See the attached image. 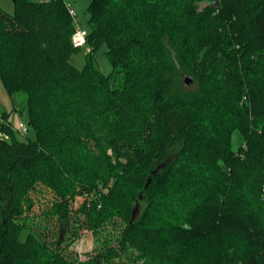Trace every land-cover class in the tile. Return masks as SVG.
Here are the masks:
<instances>
[{
    "label": "trees",
    "instance_id": "16d2710c",
    "mask_svg": "<svg viewBox=\"0 0 264 264\" xmlns=\"http://www.w3.org/2000/svg\"><path fill=\"white\" fill-rule=\"evenodd\" d=\"M13 1L0 81L29 133L2 116L0 264H264V0H92L81 69L65 1ZM48 194L55 240L24 215Z\"/></svg>",
    "mask_w": 264,
    "mask_h": 264
},
{
    "label": "rangeland",
    "instance_id": "374dc122",
    "mask_svg": "<svg viewBox=\"0 0 264 264\" xmlns=\"http://www.w3.org/2000/svg\"><path fill=\"white\" fill-rule=\"evenodd\" d=\"M38 1V0H32ZM49 1V0H43ZM92 0H67V3L71 5L77 13L76 20L78 22L77 28L83 31H88V19L89 14L87 12L88 7ZM0 7L5 11L12 14L14 12V1L13 0H0ZM87 49L81 48V50L74 54L71 58V64L81 69L86 64V55ZM96 67L99 68L104 74L108 75L112 71L111 64L109 59L105 55V48L102 49L96 56ZM3 115H7V121L2 118ZM0 118L6 122H9L13 126H18V124L23 121L26 122V97L23 94H15L10 95L3 83L0 81ZM91 196H79L74 202L73 210H78L81 204L90 199ZM56 203L53 202L51 195H42L39 197H35V202L30 211L25 212V214H32L33 221H29V229L34 225L38 229L36 230L40 233L44 232V229L49 230L53 234V240L56 239L57 232L60 229V225L57 222V216L51 217L46 221L45 216H40L42 214H52L56 210ZM54 206V208H53ZM83 216V215H82ZM82 216H79L80 220ZM74 225V226H73ZM72 227V228H71ZM75 227L76 229H74ZM70 233L66 238V242L63 245V249L70 256H78L80 261L86 262L90 255L94 253L95 248L98 245L97 238L94 236L93 232H91L87 227H80L79 224L70 223ZM113 225L109 226V230L111 231ZM74 230L77 233L73 232Z\"/></svg>",
    "mask_w": 264,
    "mask_h": 264
},
{
    "label": "built area",
    "instance_id": "2783aa9c",
    "mask_svg": "<svg viewBox=\"0 0 264 264\" xmlns=\"http://www.w3.org/2000/svg\"><path fill=\"white\" fill-rule=\"evenodd\" d=\"M65 3L67 5L68 11H69L71 17L74 19V23H75L76 28H77L78 22L76 20V16H77L76 10L71 5H69L66 1H65ZM86 41H87V31H83V30H80L77 28L76 33L73 36L74 46L77 48L85 47ZM2 122H5V121L0 118V124ZM17 129L22 135H28V133H29V127H28V124L26 122L21 121L18 124ZM0 138L3 140H9L10 139L9 135L6 134L5 132H0Z\"/></svg>",
    "mask_w": 264,
    "mask_h": 264
},
{
    "label": "water",
    "instance_id": "95a60500",
    "mask_svg": "<svg viewBox=\"0 0 264 264\" xmlns=\"http://www.w3.org/2000/svg\"><path fill=\"white\" fill-rule=\"evenodd\" d=\"M185 83L188 85V86H191L193 84L192 80L189 79V78H185ZM160 170V167L158 169H156L154 172H153V175H156L158 173V171ZM138 211H139V208H137L136 210H134L133 212V216H132V219H131V223H133L137 216H138ZM64 228L62 229V237H63V234H64Z\"/></svg>",
    "mask_w": 264,
    "mask_h": 264
},
{
    "label": "crops",
    "instance_id": "0c3cea01",
    "mask_svg": "<svg viewBox=\"0 0 264 264\" xmlns=\"http://www.w3.org/2000/svg\"><path fill=\"white\" fill-rule=\"evenodd\" d=\"M40 1H43V0H38V2H40Z\"/></svg>",
    "mask_w": 264,
    "mask_h": 264
}]
</instances>
